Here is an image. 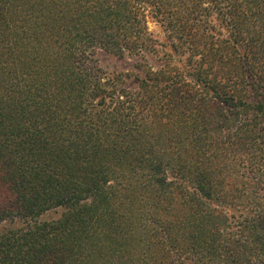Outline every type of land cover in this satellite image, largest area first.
<instances>
[{
	"label": "trees",
	"instance_id": "16d2710c",
	"mask_svg": "<svg viewBox=\"0 0 264 264\" xmlns=\"http://www.w3.org/2000/svg\"><path fill=\"white\" fill-rule=\"evenodd\" d=\"M0 264H264V0H0Z\"/></svg>",
	"mask_w": 264,
	"mask_h": 264
},
{
	"label": "rangeland",
	"instance_id": "374dc122",
	"mask_svg": "<svg viewBox=\"0 0 264 264\" xmlns=\"http://www.w3.org/2000/svg\"><path fill=\"white\" fill-rule=\"evenodd\" d=\"M149 28L150 30L160 39H163L164 33L162 28L160 27L159 24L154 22L153 20L149 19ZM100 59V64L101 66L107 70L108 72L111 73H119V72H126V71H131V64L133 63L129 59L121 60L118 59L115 56L108 55L105 53L100 54L99 56ZM63 213V209H57V210H52L46 213L44 216L40 218V221H51L59 218Z\"/></svg>",
	"mask_w": 264,
	"mask_h": 264
}]
</instances>
